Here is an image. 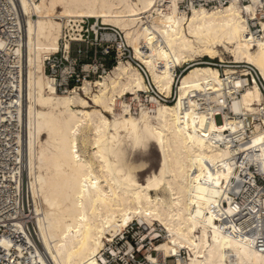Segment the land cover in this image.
<instances>
[{"label": "bare ground", "instance_id": "obj_1", "mask_svg": "<svg viewBox=\"0 0 264 264\" xmlns=\"http://www.w3.org/2000/svg\"><path fill=\"white\" fill-rule=\"evenodd\" d=\"M8 1L22 42L0 46L15 55L22 80L11 101L15 109L3 121L19 117L20 174L27 176L41 243L39 248L25 236L35 251L24 253L14 236L22 226L13 225L0 238L8 264H100L107 244L135 222L152 240L164 238L154 248L157 256L147 257L152 264H264L255 243L230 234L236 229L227 195L233 170L226 161L237 151L214 145L235 128L228 110L255 113L264 97L258 84L243 90L234 70L222 74L197 62L208 57L222 64L231 55L235 64L253 66L264 81V22L258 38L250 25L255 7L243 9L232 0L222 8L186 12L180 0ZM86 19L97 21L96 33L99 22L122 32L123 42H115L118 63L101 80H84L80 89L60 94L44 73L45 60L61 50L70 53L67 39L79 41L77 24ZM124 44L166 98L172 96L177 69L190 65L180 79L178 102L163 104L148 95L149 104L144 103L149 87L140 70L122 59ZM193 91L207 97L201 112L195 100L183 110ZM212 105L218 106L215 114ZM129 137L135 147L157 146L161 164L145 183L139 176L147 172L146 163L127 151ZM263 142L264 131H255L247 152ZM181 249L189 252L187 261L167 260Z\"/></svg>", "mask_w": 264, "mask_h": 264}, {"label": "built area", "instance_id": "obj_2", "mask_svg": "<svg viewBox=\"0 0 264 264\" xmlns=\"http://www.w3.org/2000/svg\"><path fill=\"white\" fill-rule=\"evenodd\" d=\"M231 1L180 0L179 5L183 10L189 12L193 7L208 10L222 8L229 5ZM237 2L243 9L250 5L255 7L256 20H250L251 30L256 38L262 37L261 23L264 22V0H237ZM11 9L12 6L8 0H0V43L3 42L8 46L22 42V33L17 27V18L11 12ZM97 28L98 33L94 31L93 26L91 28L96 36L100 31H105L100 26H97ZM82 30L80 31L81 41L80 39L75 41L68 37L71 40L70 53L61 50V53L52 54L50 58L45 60L44 73L55 80L60 94H67L80 89L84 80L106 75L110 71V59H113L116 63L119 60L117 44L105 37L107 32L100 34V44H87ZM110 31L112 33L109 34L114 35L117 42H123L124 38L119 30L111 29ZM78 42L87 44L84 49H79L75 54L84 59V62L86 61V66L91 68L88 71L84 69V63L79 64V60L73 58L72 46ZM111 43L116 44V52L114 50L110 51L108 45ZM122 49V59H129L145 78L149 87V93L145 95V98L151 95L163 104L178 102L180 79L190 65L187 64L183 68L177 69L172 96L166 98L158 93L145 67L133 58L131 49L125 44ZM200 65L214 66L219 70L223 66L221 63L214 64L205 60L201 61ZM231 65L235 77H239L244 81L243 90L258 84L264 97V81L253 66L249 64ZM21 80V66L17 63L15 55L9 53L5 47L0 46V238L8 236L9 230L13 229V225L20 224L22 229L14 236L16 242L22 244L24 253H28L29 248H31V251H35V247L29 244L25 236H29L39 248L41 243L35 223L34 203L29 191L27 176L20 174L21 157L19 153L21 147L17 142V134L21 132V127L18 124L17 118L19 117L16 114L14 116L17 118L8 117L7 120L3 121V117L7 118L9 109H15L14 105L11 106V101L17 99L15 87L17 84H21ZM206 99L205 94L193 91L189 94V99L184 100L183 110L189 109L191 100H195L198 105L197 112H201L204 106L208 104ZM229 101L231 100L229 99ZM145 103L149 104L147 100ZM217 107L212 105L209 109H212V113L215 114L214 111L217 110ZM138 110L134 107V112ZM228 113L236 119L235 128L232 131H225L223 140L214 143V145L225 146L228 144L233 150L237 151L234 157L226 161L227 166L229 165L233 170L227 188V195L231 200L230 206L235 208L231 220L236 229L230 231V234L237 239H249L255 243L260 252L264 253V142L257 145L254 152H247V149L251 147L248 144L252 141L254 132L257 130L264 131V105L258 106L257 112L248 113L247 115H236L229 110ZM216 117L222 123L221 114L216 115ZM226 205L229 206V203H226ZM217 222L219 223V221ZM133 224L127 227L122 235L116 237L113 243L107 244L105 250L102 251L105 262L100 259V264H152L146 258L145 252L157 256L153 246L156 245L155 242H159L162 238L147 243L133 242L131 241L135 233ZM13 257L17 261H22L21 258L18 259L16 254ZM170 259L176 263L185 262L189 259V252L181 249L173 258L167 260ZM8 262L5 253L0 251V264H8ZM157 264H170V262L164 260Z\"/></svg>", "mask_w": 264, "mask_h": 264}, {"label": "rangeland", "instance_id": "obj_3", "mask_svg": "<svg viewBox=\"0 0 264 264\" xmlns=\"http://www.w3.org/2000/svg\"><path fill=\"white\" fill-rule=\"evenodd\" d=\"M36 18V17H35ZM85 22V23H84ZM83 23H78L77 25L80 27L82 26V32H83V35H85L84 39L87 41V44L89 43H98L100 44L101 42V33H105L107 32L108 34L109 33H112V31H110L111 29H117L113 26H104L102 24V22H99V26L101 28H104L105 31H100V33L98 34V36H96L95 34H93V32L91 31V28L93 25H95L97 23L96 20L94 19H86L84 20ZM79 28H76V30H78ZM98 29V28H97ZM118 30V29H117ZM78 31H81V29H79ZM91 31V32H89ZM120 32V31H119ZM74 33V32H73ZM122 34V32H120ZM77 34V33H76ZM80 34V33H79ZM112 35V34H111ZM123 38H124V35L122 34ZM80 40H81V37H79ZM78 38V39H79ZM69 40V39H67ZM70 41V40H69ZM112 42H116V40H110ZM86 43H82V42H78L77 44H73L72 46V53H73V58L75 60H79V64H85V62L83 61L84 59L78 57L75 52L78 51L79 49H84V47L87 45ZM110 47V51H115L116 52V44L115 43H111L110 45H108ZM117 52H118V46H117ZM61 53V52H60ZM59 55V54H58ZM119 59V58H118ZM124 60V59H123ZM203 60L205 61H211L212 63L214 64H220L221 62L219 61V59H215V60H212L208 57L204 58ZM203 60H198L197 62L200 63L201 61ZM124 61H129V59H125ZM118 63V62H117ZM116 61H114L113 59H110L109 61V67H110V71L113 70V68L115 67V65H117ZM223 66L220 67V70H221V73L222 74H225V71L227 70H234L231 68V64H235L234 63V58L231 57V55H226V63H222ZM241 64H246V63H241ZM86 65V64H85ZM109 71V72H110ZM102 76H106V75H102ZM101 76V77H102ZM101 77L98 78V77H93L91 79H89L90 81H96V80H101ZM82 87V85L80 86ZM79 93H82V91H80ZM131 95L128 94L127 96H125L124 100L126 101H129L131 99ZM143 100H144V103L145 101L147 100V98H145V94L143 95ZM91 103V106H93V102L90 101ZM133 112H134V108H133ZM138 112V111H137ZM218 123H220V119H218ZM125 147L127 149V151L129 152V154L131 155H134L135 158H136V161L138 163H146V168H147V172L146 173H143V174H140L139 178L141 180V182H144L146 181L147 177H149L152 173H155L158 171L159 167H160V156H159V153H158V149H157V146L155 144V142H151V144L146 148H140V147H135V142L134 140L129 137L127 138L126 140V144H125ZM28 181V180H27ZM139 225L138 223H134L133 224V228H134V234H133V237H132V240L133 242H138V243H147L149 241L152 240V236H151V232L150 231H147L144 229L143 226H137ZM155 228L157 229V227L155 226ZM145 237H144V236ZM144 237V238H143ZM143 239V240H142ZM163 239V240H162ZM159 240V242H155V243H163L164 241V238H162ZM158 244L154 247L156 248L158 246ZM150 253L148 252H145V256L146 258L149 256ZM151 255V254H150Z\"/></svg>", "mask_w": 264, "mask_h": 264}]
</instances>
